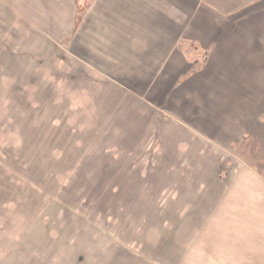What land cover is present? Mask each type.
<instances>
[{
  "label": "rangeland",
  "instance_id": "374dc122",
  "mask_svg": "<svg viewBox=\"0 0 264 264\" xmlns=\"http://www.w3.org/2000/svg\"><path fill=\"white\" fill-rule=\"evenodd\" d=\"M91 1L80 12L74 0H0V264H157L187 213L196 225L197 185L229 157L132 99L98 108L84 89L100 81L68 53L74 10L82 21ZM250 143L236 160L259 170ZM214 225L180 257L178 236L161 264H257L234 236L256 222Z\"/></svg>",
  "mask_w": 264,
  "mask_h": 264
},
{
  "label": "crops",
  "instance_id": "0c3cea01",
  "mask_svg": "<svg viewBox=\"0 0 264 264\" xmlns=\"http://www.w3.org/2000/svg\"><path fill=\"white\" fill-rule=\"evenodd\" d=\"M91 2L95 5L84 15L68 53L100 81L91 79L84 89L97 96L98 108L115 100L113 107H123L132 99L189 132L206 146L207 155L229 156L211 166L212 178L197 185L196 225L187 213L152 258L161 264L178 236L180 257L199 231L210 234V227L218 236L222 230L213 223L230 216L260 226L239 229L234 236H245L241 243L247 257L262 263L264 163L258 170L250 165L259 164L238 162L235 155L251 142L264 157V0ZM18 258L20 264L27 262L24 254Z\"/></svg>",
  "mask_w": 264,
  "mask_h": 264
},
{
  "label": "trees",
  "instance_id": "16d2710c",
  "mask_svg": "<svg viewBox=\"0 0 264 264\" xmlns=\"http://www.w3.org/2000/svg\"><path fill=\"white\" fill-rule=\"evenodd\" d=\"M78 1L79 0H75V5H76V9L78 8V11H80L81 12V10H79V5H78ZM91 1V0H90ZM86 6H85V8L83 9V11L84 10H86L87 9V7H88V2H89V0H86ZM80 23H81V17H80V15H78L77 13H76V15H75V18H74V25H73V30H74V32L77 30V28L79 27V25H80ZM207 60V59H206ZM205 60V61H206ZM206 63V62H205ZM194 70H195V68H194Z\"/></svg>",
  "mask_w": 264,
  "mask_h": 264
}]
</instances>
